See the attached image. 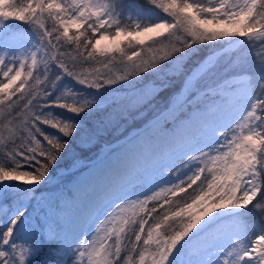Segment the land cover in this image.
<instances>
[{
	"label": "snow or ice",
	"instance_id": "6c2138e0",
	"mask_svg": "<svg viewBox=\"0 0 264 264\" xmlns=\"http://www.w3.org/2000/svg\"><path fill=\"white\" fill-rule=\"evenodd\" d=\"M189 60L163 111L44 194L98 139L90 116L113 124L126 91L120 118L143 119L171 87L147 77ZM44 246V264H264V0H0V264Z\"/></svg>",
	"mask_w": 264,
	"mask_h": 264
},
{
	"label": "trees",
	"instance_id": "16d2710c",
	"mask_svg": "<svg viewBox=\"0 0 264 264\" xmlns=\"http://www.w3.org/2000/svg\"><path fill=\"white\" fill-rule=\"evenodd\" d=\"M139 3H143V0H134ZM116 69L119 66H114ZM196 67L195 60H189L184 67V72L180 75L168 76L165 73H162L159 76H148L146 82H154L158 85H163L166 83H171V87L166 88L164 91H161L158 95L155 96L152 100H150L147 105L143 106L141 110H144V118L137 119L135 122L130 120L121 119V111L120 109L126 106L131 99L130 93L126 91H121L118 93L119 103L115 106H110L106 109L107 113H113L115 116V121L113 124H109L104 119V114L100 115H92L88 118L86 123L90 127H95V129L100 133L98 139L94 142L91 147H81L79 143H74L70 146L69 155L65 158V160L61 163V167L57 169L54 175L58 171L66 170L71 165H73V159L78 161L89 162L96 158L97 153L100 152L103 145L112 144L115 141H119L122 138V135H127L133 128H138L145 121L152 119L155 116V113L150 114V107H154L157 111H160L167 107L168 97L173 93L180 90V87L184 81L185 76L188 72H190L193 68ZM147 109L145 110V108ZM123 126H122V125ZM117 128H121L120 131H116ZM257 218L260 220L259 213L256 214Z\"/></svg>",
	"mask_w": 264,
	"mask_h": 264
},
{
	"label": "rangeland",
	"instance_id": "374dc122",
	"mask_svg": "<svg viewBox=\"0 0 264 264\" xmlns=\"http://www.w3.org/2000/svg\"><path fill=\"white\" fill-rule=\"evenodd\" d=\"M136 4H141L138 1H134ZM27 25H20L18 29H15L16 31H22L24 28H26ZM223 60V58H221ZM151 85L153 86H159L158 84L151 82ZM146 92H150L151 89H146ZM152 100V99H151ZM150 101V100H149ZM147 101L146 103L142 102L140 104L137 105V108L131 112V115H135L136 112H142L144 113V110H141L143 106L147 105V103L149 102ZM129 103V102H128ZM151 109L149 110V113H155V115L161 111H163L164 109L157 111L156 109H154V107H150ZM122 109V108H121ZM147 109V107L145 108V110ZM154 117V116H153ZM152 117V118H153ZM122 125V124H121ZM123 126V125H122ZM121 130V128H119V131ZM121 139V138H120ZM117 141H115L114 143H112L111 145H113L115 147ZM105 145L102 146V148ZM93 161V160H92ZM82 162L83 164H89L91 161L89 162H85V161H79ZM80 167V163H77L75 165V167H73L72 165L68 168L69 170H62V171H58L55 175H54V180L46 186V191H45V195L46 196H53V195H58L61 192H66L68 189L71 188L72 183L74 182L76 176L78 175L77 169ZM82 179V178H81ZM191 191V190H190ZM37 214H39V212H37ZM257 213L256 212H252L247 216V221L249 224H252L254 222H259L260 220L257 218ZM51 259V253L49 251V248L47 246H44L43 248V252L42 254L39 256V258L36 260V264H44V261Z\"/></svg>",
	"mask_w": 264,
	"mask_h": 264
},
{
	"label": "bare ground",
	"instance_id": "6f19581e",
	"mask_svg": "<svg viewBox=\"0 0 264 264\" xmlns=\"http://www.w3.org/2000/svg\"><path fill=\"white\" fill-rule=\"evenodd\" d=\"M89 211H90V209L87 208V207H85V208L82 210L83 214H85V215H87Z\"/></svg>",
	"mask_w": 264,
	"mask_h": 264
}]
</instances>
